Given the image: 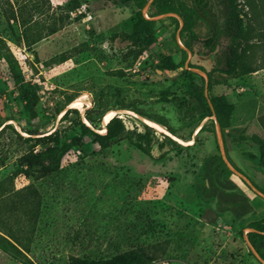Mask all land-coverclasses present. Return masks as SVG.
Instances as JSON below:
<instances>
[{
  "label": "rangeland",
  "instance_id": "1",
  "mask_svg": "<svg viewBox=\"0 0 264 264\" xmlns=\"http://www.w3.org/2000/svg\"><path fill=\"white\" fill-rule=\"evenodd\" d=\"M210 3L221 28L216 50L200 52L197 42L198 52L188 51L182 64L180 16H156L155 42L144 48L131 38L135 1L0 0V126L11 125L0 135V264H68L72 255L115 258L135 248L152 256L148 264H264L247 226L264 219V196L233 171L227 173L233 190L206 188V161L220 155L225 162L218 114L201 120L215 110V99L225 115L229 160L264 189L251 140L264 136V70L224 69L217 53L230 42L226 18L219 0ZM150 6L143 9L147 17ZM245 9L243 60L260 67L264 12ZM211 32L205 21L196 25L201 39ZM169 56L178 66L162 69L160 61ZM84 93L91 101L80 103L79 113L54 117ZM87 109L97 129L107 126L108 110L130 109L194 142L154 127L151 155L128 139L102 145L78 124ZM118 114L137 133L153 127L139 115ZM200 123L207 127L196 141ZM56 128L59 142L39 140ZM37 130L43 133H30ZM163 133L184 146L162 148ZM57 144L47 161L60 167L51 175L22 164L26 153ZM3 237L20 250L7 251Z\"/></svg>",
  "mask_w": 264,
  "mask_h": 264
},
{
  "label": "trees",
  "instance_id": "2",
  "mask_svg": "<svg viewBox=\"0 0 264 264\" xmlns=\"http://www.w3.org/2000/svg\"><path fill=\"white\" fill-rule=\"evenodd\" d=\"M122 1L126 3L135 1L136 5L139 8L138 19L133 24L131 33V38L137 45L144 48L150 47L156 39L155 27L157 20L154 19V17L167 12H175L180 17H182L184 21V24L180 31V37L185 45V47L182 48L184 54L182 64H184V62L188 58V49H190L194 54L198 52L196 50L197 42H200V45L202 46L200 52L206 51L207 49L211 51L216 50L221 28L216 22L217 13L213 10L210 0H153L149 8V17L145 16L143 9L150 0ZM245 1L248 5H250V8L252 7L254 9H260L264 12V0ZM219 2L222 6L223 16L226 18L225 30L228 34V37L230 38V42L227 44V46L222 48L221 54L217 53L220 58L221 64L223 65L224 69L229 72L235 71L237 69H242V72L244 74H248L252 71L258 70V68L260 67L248 66L243 60V41L245 39V33L247 32L244 16L245 14H247L245 9L247 4H242V0H219ZM171 17L174 20H178L175 16ZM200 21H205L212 26L211 34H209L204 39H201V37L196 33V25H198ZM190 65H193V63H190ZM159 66L162 69H174L178 65L174 63V61H172L171 56H169L161 60ZM200 67L205 68L204 66ZM155 73L158 74L157 71ZM74 98L68 99L66 105L59 108L54 117L61 114V112L64 110H66V112L61 117V120L68 119L69 115L72 112L79 113L78 109L67 107ZM213 102L215 106V111L210 112V114L203 112L201 115V120L207 117L208 115L218 114L223 127L226 149H228L229 139L225 131L226 124L224 121L225 115H223V108H221V106L215 99L213 100ZM86 118L88 119L91 125L88 124L79 115L78 124H80L83 128V135L90 134L96 142L102 145L105 144L106 140H116L119 138L128 139L133 145H135L145 154H152L154 140L152 137V131L156 132V129H154V127L148 126L147 132L137 133L133 130L128 129L125 122L123 121V117L117 114L109 121L107 125V133L103 134L96 129L98 121L96 117L90 114V109L86 110ZM5 125L0 126V135L6 127L11 126L9 123ZM206 127L207 123L202 125L199 132L196 134V141L199 139V134L203 132ZM30 133L42 134L43 132L37 130L32 131ZM60 133V129L56 128L50 134L43 135L38 138L40 141H42V143L46 142L45 140L50 138H56V142H59ZM163 136L164 141L161 145L162 148L164 147L165 143L170 144L171 147L174 149L184 146L169 134L163 133ZM74 140L76 142H79L81 141V138L79 139L75 137ZM251 140L257 148V153H255V155L258 159V162L264 168V136L257 134L254 135ZM57 150L58 144L53 147H48L46 150L28 152L22 157V164L28 165L31 168L37 166L39 167V170L42 175H51L54 171L58 170L60 166L59 164L48 162L47 158L55 154ZM166 152L167 151H164L160 155V157H163ZM206 167L210 182V185H206V188L210 192L219 194V192L221 191L233 190L235 188V184L232 182V180L228 177L227 174L230 173L232 170H230V168L222 160V157L220 155L211 156L206 161ZM236 167L242 172H244L238 166ZM246 183L248 182L246 181ZM257 186L260 187L259 185ZM260 189L264 191L263 188L260 187ZM247 226L252 228V230L248 232V236L251 243L264 258V219L253 220ZM4 239L6 240V243H4L3 246L7 251L10 249L20 250L17 244L6 238ZM152 260V256L146 250L142 248H135L115 258H89L78 255H72L69 258L68 264H148Z\"/></svg>",
  "mask_w": 264,
  "mask_h": 264
},
{
  "label": "bare ground",
  "instance_id": "3",
  "mask_svg": "<svg viewBox=\"0 0 264 264\" xmlns=\"http://www.w3.org/2000/svg\"><path fill=\"white\" fill-rule=\"evenodd\" d=\"M91 101V97L89 94H81L79 96H77L76 99L72 100L71 103L69 104V107H75V108H80V103H84V104H89ZM66 112V110L62 111L61 112V115L60 116H63L64 113ZM119 112H129L131 114H134V115H139L140 117H142V119L147 122L149 125L157 128L158 130L160 131H164V132H167L169 133L170 135H172L175 139H177L178 141L184 143V144H192L194 141L193 139L191 140H184L178 136H176V134H174L173 132H171L170 130H168L162 123L154 120V119H151V118H147V117H144V116H141L139 113L133 111V110H130V109H123V110H108L106 112V114L104 115V123L105 125H108L109 121L115 116L117 115ZM62 119V118H61ZM207 119V118H206ZM205 119V121H206ZM88 124H90V122L88 121L87 118L84 119ZM10 122H13L14 120H9ZM9 123V122H8ZM18 125V124H17ZM91 125V124H90ZM202 125V124H201ZM6 126V125H5ZM97 129V128H96ZM99 132L105 134L107 133L108 131V128L107 126H104L102 128H99L97 129ZM200 130V126H198L195 130V134H197Z\"/></svg>",
  "mask_w": 264,
  "mask_h": 264
},
{
  "label": "water",
  "instance_id": "4",
  "mask_svg": "<svg viewBox=\"0 0 264 264\" xmlns=\"http://www.w3.org/2000/svg\"><path fill=\"white\" fill-rule=\"evenodd\" d=\"M153 2V0H150L145 7H149L151 5V3ZM164 15H167V16H179L177 13L175 12H167V13H164V14H161L157 17H162ZM157 17H154V19H156ZM183 24H184V21H183ZM188 51L192 53V51L190 49H188ZM199 71H201L202 73H205L207 74L204 70L202 69H197ZM208 90H209V85L207 84L206 86V93H208ZM213 107V105H212ZM215 111V110H214ZM217 125H218V129H219V135H220V144H221V147H222V155H223V158L225 160V162L227 163L228 167L236 174L240 175V177H242L244 180H246L251 186L252 188L258 192L260 195L264 196V192L262 191V189H260V187H258L251 179L250 177H248L245 173H243L242 171H240L234 164H232V162L229 160L228 156H227V152H226V145H225V140H224V135H223V130L221 128V124L220 122L217 120ZM253 245V244H252ZM253 249L256 253V255L259 257V259L264 263V258L262 257V255L257 251V249L253 246Z\"/></svg>",
  "mask_w": 264,
  "mask_h": 264
},
{
  "label": "crops",
  "instance_id": "5",
  "mask_svg": "<svg viewBox=\"0 0 264 264\" xmlns=\"http://www.w3.org/2000/svg\"><path fill=\"white\" fill-rule=\"evenodd\" d=\"M260 70H264V65L260 66V68H258V70H255V71H252V72H257V71H260ZM250 72V73H252Z\"/></svg>",
  "mask_w": 264,
  "mask_h": 264
},
{
  "label": "flooded vegetation",
  "instance_id": "6",
  "mask_svg": "<svg viewBox=\"0 0 264 264\" xmlns=\"http://www.w3.org/2000/svg\"><path fill=\"white\" fill-rule=\"evenodd\" d=\"M263 191V190H262Z\"/></svg>",
  "mask_w": 264,
  "mask_h": 264
}]
</instances>
